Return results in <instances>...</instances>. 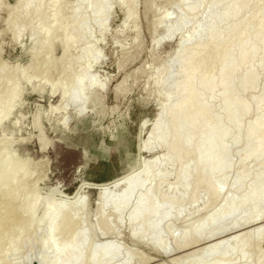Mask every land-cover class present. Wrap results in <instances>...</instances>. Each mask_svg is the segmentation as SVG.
Returning <instances> with one entry per match:
<instances>
[{
  "label": "rangeland",
  "instance_id": "rangeland-1",
  "mask_svg": "<svg viewBox=\"0 0 264 264\" xmlns=\"http://www.w3.org/2000/svg\"><path fill=\"white\" fill-rule=\"evenodd\" d=\"M75 1H59L62 5L60 23L68 25L66 33L73 41L69 55L75 62L70 68V75L73 77V75L82 72L80 75L83 74L87 78L86 80L92 83L84 91L85 104L83 108L85 115L76 117L72 111V106H68L64 111L58 108L62 107V95L59 91L55 92L49 84L51 81L53 83L60 81V85L64 83V75L59 74L57 64L54 65L49 75L50 82L47 79H42L38 71L28 70L24 76L28 77L30 81H26L24 78L18 79L17 96L15 95L12 103L4 105L0 102V117L7 116L9 113L8 118L0 123V142L2 144L7 142L10 145L8 154L13 155L14 157H12L22 164L19 166L13 163L6 164L0 175V186L6 182L14 181L15 178L17 179L15 184L18 183V185H16L17 188L15 187L16 193L14 192L18 194V196L16 195V204L28 199L37 190V209L31 215L32 226L30 229H26L19 239L9 245L10 250L6 255L3 254L2 261L0 260L1 264H36L40 253L39 244L44 238L41 227L50 217L54 216H57V228L70 221V227L59 232L58 236L53 238L54 240L65 241L70 235L69 231L75 228L78 220L87 219L88 222L85 221L83 227L88 228L90 225L96 233L98 241H101L102 244L105 241L108 243L114 241L119 249L121 248L120 258L114 260L113 263L115 264L121 262L124 253L130 256V264H190L198 258L202 248L206 247L209 242L230 240L235 235H243L250 230L253 231L261 227L263 229L264 216L257 220L258 222L250 223L251 226L249 224L233 230L227 228L230 221H236L240 218L238 214L230 221L215 226V229L222 231L225 229V232L222 233L221 231L222 234L220 233L221 235H217L213 240L191 243V245V241L187 239V241L189 240L187 242L182 235L185 225H194L198 220L211 215L217 207H220L221 203H223L221 206L224 205L225 196L229 190H235L228 188L238 176L247 175L242 190L238 188L239 191H237L238 194H241L247 187L251 186V189H255L256 185L249 184L257 172L264 171V162L261 167L256 164L257 162H253V159L245 160L247 150L243 149L244 143L242 141L250 123L261 117L263 112L257 108L256 104L264 97V69L256 68L254 80H249L247 77L252 71L251 66L258 63V57L264 58V53L261 54L263 56L257 55L255 61L249 63L250 68L248 66L243 67L240 69L241 71H238V74L236 72L227 78L233 83L232 95L239 102L248 106V115L240 118V127H231L228 130V157L232 165L231 168L217 175V177L227 180L223 194L220 193L219 197L215 196V200L213 197L209 198L203 188H198L194 194L195 201H197H194L193 204L185 203L178 218L168 219L162 224V229L165 231L163 233V247L155 245L152 236V230L158 224L157 218L149 219L144 230L135 235L130 233L132 224L128 222V219L133 203L135 204V198L140 194L145 195L143 192L148 188H153L154 183L149 179L152 176L154 179V176L161 172L167 176L159 186L156 195L158 199H156L158 201L161 198L167 199L169 197L171 199L172 196V199L177 201L179 196L181 198L184 195L181 187L174 189L175 192L172 193L177 172L184 161H170L165 164L162 162V156L165 154L164 149L151 147L148 151L141 150V146L145 143H152L148 138V133L156 122V110L165 100L164 92L167 88L160 86L161 79L172 74L174 78L172 80L179 81L178 72L188 60L189 54L194 49L203 47L208 48L205 54L199 57L198 71L200 72L198 74L204 75L205 73L208 77L212 73L211 77H216L219 61L213 58V52L224 50L222 46L215 44L216 31L221 33V39L224 40L227 30L234 29L237 33L244 21L250 18L261 20V16L264 20V12L261 14L259 11L264 0H250V3L249 0H206V2L199 0H125L121 7L105 3L103 7L106 13V25L102 28L94 23V15L91 11L97 5L98 0L82 2L77 13L73 15L72 5ZM243 1H248L249 8L247 10L241 9L235 20L227 22L219 20V14L224 9ZM15 2V0H0V81H7L8 87H11L10 80L14 74V67H24L31 60V52L39 41L37 36L31 37L30 29L23 27L34 18L35 15L32 13L23 14L21 10H18L14 14V22L8 23L7 18ZM237 8L238 6L235 7V9ZM51 13V10L47 9V16ZM84 18L86 20V32L88 36L90 35L89 39L87 34L80 39L75 30L71 31L72 26L79 23L80 20L83 21ZM5 21L7 22L5 23ZM181 21L188 24L182 33L175 31ZM198 26V33L192 38H185L181 44L179 43L180 38L186 37V34L193 27ZM214 26L217 28L216 31L213 30ZM18 27H21V31L15 40L12 31ZM172 30L174 33L171 37L165 39V33ZM60 31V29H54L52 33L56 36ZM85 40L86 42H83ZM235 40L236 37L232 42ZM216 45L219 48H216ZM82 53H85L90 60L81 59ZM59 56H61V51L56 45L53 57L58 59ZM36 60L40 67L43 56L39 55ZM212 70H214V74ZM36 73L38 80L34 79L37 77ZM133 73H136L137 77L133 76ZM32 76H34L35 81ZM0 88V94H2L0 98L3 99L9 90L4 85ZM164 89L166 90L164 91ZM218 91L220 88H216L213 92L214 101H212L213 99L210 100L211 98L209 99L208 96H204V101L206 99L205 102L210 104L205 109L204 115L208 121H213V123H216V120L217 122L222 120ZM145 121L149 124L144 129L140 128L144 132L138 143L139 126ZM238 136L241 137L240 144L234 141L235 137L238 138ZM40 143L45 145V149H41ZM137 146L141 151L139 158L136 157ZM153 160H157L154 166L155 172L152 169V176L150 172L149 177L147 176L145 179V181L148 180L147 183L143 182L141 188L138 187L134 191L133 196H131L133 197L132 201L129 202L122 218L117 219L119 222L109 206H105L101 213L97 214L98 207L103 203V201L97 200L98 190L132 176L140 171V165L151 163ZM22 176H24L23 179H21ZM37 179L41 180L34 187L33 181ZM200 179V176H195L194 182L198 183ZM81 184L85 186L79 188L78 186ZM80 199L85 203H83L84 209L77 212L79 206L76 203ZM62 210L65 212L63 215L61 214ZM252 211L263 213L264 204L255 207ZM102 220L103 222L107 221L112 236L111 234L104 235ZM192 229L193 226L190 230L192 231ZM105 238H108V241ZM5 240L6 236H2L0 244H3ZM206 241H208L207 244ZM101 242L98 243L101 244ZM162 250H165L166 253ZM195 251L197 252L195 253ZM4 256L6 257L5 261ZM232 257L228 264H257V262L264 264V241L261 244L257 241H251L246 255L249 257V259L246 258L247 263L240 261L237 255ZM172 258L178 260L173 262ZM203 258V260L200 259V263L210 260L208 256Z\"/></svg>",
  "mask_w": 264,
  "mask_h": 264
},
{
  "label": "bare ground",
  "instance_id": "bare-ground-1",
  "mask_svg": "<svg viewBox=\"0 0 264 264\" xmlns=\"http://www.w3.org/2000/svg\"><path fill=\"white\" fill-rule=\"evenodd\" d=\"M15 1V5L10 10L11 12L7 18L8 23L14 22V14L18 10H21L23 14L32 13L35 15L34 18L30 22L26 23V25H23V27L30 29L32 33L31 37L37 36L39 41L31 52V60L24 67H18L15 65L16 67H14V74L10 80L11 87H8L7 81H0V87H3L4 85V87H7L9 90L3 99L0 98V102L4 105L12 103V100L16 95L18 79L24 78L26 81H30L28 77L24 76L28 70H32L33 72L38 71L40 76H42V79H47L50 82L49 75L53 70L54 65L57 64L59 74L64 75V83L61 85L60 81L59 83L58 81H56V83H53L52 81L51 83H47L52 86L55 92L59 91L62 95V107L58 108L64 111L68 106H72L73 109H71L74 111V115L76 117L84 116V91L90 87L92 83L89 80H86L87 78H85L83 74L80 75L82 72L80 74L77 73L75 76L73 75V77L70 75V68L75 62L69 55V50L73 45V41L66 33L68 30V25L60 23V13L62 12V5L59 3L60 0ZM85 1L87 0H76L73 3V15L77 13L81 3ZM199 1L206 2V0ZM250 2L251 1L249 0V3ZM105 3H111L121 7L124 5L125 0H98L97 5H95L91 11L94 15V23H96V25H98L100 28L106 25V13L103 7ZM249 3L248 1H243L232 7L224 9L219 14V20L224 22L235 20L241 9L247 10L249 8ZM258 3L259 1L257 4ZM236 6H238L237 9H235ZM47 9H50L52 12L49 16L46 14ZM259 11L261 14L264 12V4L259 7ZM7 21H5V23ZM187 25L188 24L186 22L181 21L179 27H177L175 31L182 33ZM85 26L86 20L84 18L83 21L80 20L79 23L73 25V29H71V31L75 30L77 32V37L81 39L87 34ZM54 29H60L61 31L55 36L52 33ZM213 30L216 31L217 28L214 26ZM20 31L21 27H18L16 30L12 31V35L15 40L18 38ZM198 31L199 26L193 27L192 30L186 34V37L180 38L179 43L181 44L184 42L185 38H192L196 33H198ZM173 33L174 30L166 32L165 39H169ZM220 34L221 33L216 31L215 44L222 46L224 50L222 52H213V58L218 59L219 61V68L217 69L218 72H216V74H218L216 77H211L212 73L208 75V77L205 75V73L204 75L198 74L200 72L198 71L199 57H202L208 48L203 47L196 48L189 54L188 60L182 65L180 71L178 72V76L180 75L179 81H173L172 79L174 78L172 77V74H168L167 76L163 77L161 81L158 80L160 81V86L167 88V90L164 89V91L166 90L164 92L165 100L163 103H161L158 110H156V122L148 133V138L152 143L147 142L141 146L142 151H148L151 147H160L164 149L165 154L162 156V162L165 164L170 161H184V164L177 172L176 182L172 186V193L175 192L174 189H179L181 187L180 189L184 192V195H182L181 198L179 196L177 201H175L176 199H172V196L171 199L168 197L167 199L161 198L160 201L157 200L158 198L156 195L159 186L163 179L167 176V174L161 172L159 175L157 174V176H154V179H152V169L154 170L157 160H153L151 163L149 162L140 165L139 172L122 181L112 185L104 186L98 190L97 200L103 201V203L98 207L97 214L101 213L102 208L109 206L112 208L113 214L117 220L120 217L122 218V214L127 209V206H129V202L132 201L131 199L133 197L131 196H133L134 191L137 190L138 187L141 188L143 182L147 183L148 180L145 181V179L148 175H150L151 172L152 177L149 179V181H153V188H148L149 190L147 189V192H143L145 195L140 194V197L137 196L139 198H135V204L133 203L132 210L129 213L128 222L132 224L130 233L135 235L136 233L142 232L144 230L149 219L157 218L156 222L158 224L156 228L152 230V236L155 245L159 247H163V233L165 232L162 229V224L164 221L167 222L168 219L172 220L171 218H178V216L182 213L185 203L193 204L195 201L194 194L198 188H203V190L207 192L208 197H213L214 199L215 196L219 197V195H221L220 193L225 191L224 189L226 188L227 180L222 177H217V175L231 168L232 165L228 157V130L231 127H240V118L244 117V115L248 113V106L239 102L236 97L232 95L234 89L232 87L233 83L227 78L236 72V74H238V71L243 67L245 68L248 66L250 68L249 63H253V60L258 57L257 55L264 53V20H262V16L261 20L257 18H250L243 22L242 27L237 33H235L234 29L227 30L225 33L226 36L224 35V40L221 39L222 36ZM235 37L236 40L232 42ZM83 42H86V40ZM56 45H58L61 51V56H59L58 59L53 57V52ZM218 46L216 48H219ZM86 49L88 48L86 47ZM39 55L43 56L42 65H40V67L37 65L36 60ZM80 58L85 59L86 61L90 60V58H88L85 53H82ZM258 58L260 59L261 57ZM259 59L256 65L251 66L250 69H252V71L250 72V75L247 77V79L254 80V72L256 68L264 69V58L260 60ZM212 71L214 74V70ZM135 74L133 73V76H136ZM140 75L138 76L140 77ZM27 76L29 75L27 74ZM34 76H32V79ZM34 79L38 80V75ZM134 79L136 78L134 77ZM216 88H220V91L217 93L219 94L221 101L222 116L220 117H222V120L220 118L221 121L217 122L216 120V123H213V121H208L204 115L205 109L208 105H210L209 103L205 102L206 99L204 101V96L206 95L209 99L211 98L210 100L213 99L212 101H214L215 98L212 97H214L213 92ZM1 95L2 94H0V96ZM216 99L218 98L216 97ZM256 105L259 110L263 111L262 115L261 117H258V119L254 120V122L250 123V127L248 128L246 135H243L244 138H242V141L244 143L243 149H245V151L247 150L245 160L248 158L251 160L253 159V162H257L256 164L262 167L261 164L264 162V97L260 99ZM259 110L256 111L259 112ZM8 114L7 116L5 115L0 117V123H3L5 118H8ZM145 123L147 122L145 121ZM234 141H236L237 144H240L241 137H235ZM40 147L41 149H45V145L42 143H40ZM9 148L10 145L7 142L4 144L0 142V175L3 171V167L6 164L13 163L17 164L18 166L22 165L15 158H13V155L12 157L8 154L10 152H8ZM245 175L246 174H244V176H238L234 183L231 182L232 184H230V188L228 189L232 188L235 190H229L225 196L226 198L224 200V205L221 206V204H223L221 203L220 207H217L218 209L216 208L211 215L204 219L202 218L198 220V222L194 223V225L187 224L183 227L182 235L184 240L187 241V239H189L191 241L190 244L205 240L209 241V239L213 240V238H216V236L222 231L215 229V226L219 223L230 221L238 214L240 215V218L236 221H230V223L227 225V228L232 230L239 227L243 228L245 225L247 226L250 223H254L255 221L259 220L260 218L262 219L264 212H253L252 209L264 204V171L257 172V174L253 176L249 185H256L255 189H251L250 186L249 188L247 187V189L241 194H238V188L242 190L243 185L246 183L247 175ZM195 176L201 177L198 183L194 182ZM23 178L24 176H22L21 179ZM15 180L17 179L15 178L14 181L6 182L0 186V239L2 236H6L5 242L0 244V260L3 257V254L5 253L6 255L10 250L9 245L19 239L26 229L31 228V215L37 209V190H35L31 196L29 195L30 197L27 195L29 197L28 199H24L23 201H20V203L16 204V195L18 196V194H15V189L17 188L16 185H18V183L15 184ZM40 180L41 179L34 180L33 186L36 187V184ZM83 203L84 202H82L81 199L78 200L76 203L77 206H79V208L76 210L77 212L83 211L85 204ZM64 213L65 212L62 210L61 214L63 215ZM56 220L57 216L50 217L41 227L44 238L39 244L40 253L37 257L38 260H36L37 264H115L113 262L120 256L121 248L119 249L118 245H116L114 241L111 243L105 241L106 244L105 242L102 244L101 241H98L96 237L97 235L90 225H88V228L83 227L85 221L88 222L87 219H79L75 225V228L69 231V237L65 239V241L63 240V242L56 241L53 238L57 237L59 232L70 227V221L62 225L60 228H57ZM119 220L117 221L119 222ZM101 222L103 224L102 227H104V235H110L111 228L109 227L107 221L103 222L102 220ZM251 225L252 224H250V226ZM191 226H193L192 231L190 230ZM261 228H257L253 231L250 230L243 235H235L230 240H218V242L215 240V243L209 242L211 244L206 241V244L208 243L207 246L205 245L206 247L202 248L203 250L201 253L199 251L200 254L199 256L197 255L198 258L192 261L190 264H228L229 261H231L230 258L233 255H237L240 261L242 260L246 262V258L249 259V257H246V255L248 253V248L251 241H257L259 244L264 241V228ZM190 231L192 233L189 236ZM223 232H225V229H223L222 233ZM189 240L187 242H189ZM98 242H101V244ZM32 245L34 246L33 243ZM162 251L166 253L165 250ZM196 252L197 251H195V253ZM206 256H208L210 260L205 263H200V259ZM5 259L6 257L4 256V261ZM130 260V256L125 255L124 253L121 262L117 264H130ZM174 260L177 261L178 259ZM174 260L173 262H175ZM1 261L0 264L2 263ZM258 263L259 262H257V264Z\"/></svg>",
  "mask_w": 264,
  "mask_h": 264
},
{
  "label": "water",
  "instance_id": "water-1",
  "mask_svg": "<svg viewBox=\"0 0 264 264\" xmlns=\"http://www.w3.org/2000/svg\"><path fill=\"white\" fill-rule=\"evenodd\" d=\"M151 119V118H150ZM149 124V122L148 123H144L143 124V122H142V124H140V126H139V134H138V143H139V141H140V139H141V135H143V132L144 131H142V130H140V128H142V129H144L145 127H146V125H148ZM138 143H137V145H138ZM140 152L141 151H139V149H138V146H137V156L136 157H140L139 156V154H140ZM81 186H85L84 184H81V185H79L78 187L80 188ZM37 264V263H36Z\"/></svg>",
  "mask_w": 264,
  "mask_h": 264
}]
</instances>
